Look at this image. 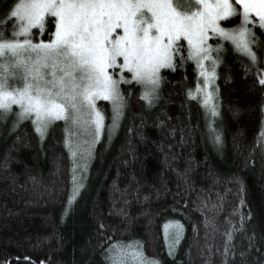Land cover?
<instances>
[{
  "label": "trees",
  "instance_id": "obj_1",
  "mask_svg": "<svg viewBox=\"0 0 264 264\" xmlns=\"http://www.w3.org/2000/svg\"><path fill=\"white\" fill-rule=\"evenodd\" d=\"M230 19L226 27L240 23L238 17ZM252 31L257 45L264 47V29L256 25ZM221 45L215 82L218 115L208 121L201 104L187 96L197 77L192 61L161 71L160 98L151 108L145 107L139 85H121L127 106L111 140L107 125L112 106L100 102L105 130L86 170H78L77 183L83 187L70 203L76 174L63 145L64 122L52 123L41 140L30 120L15 123L12 113L0 119V264H106L109 244L130 240L141 242L144 254L160 264H204L207 256L200 251L206 244L212 246V264H222L224 258L216 249L223 251L226 221H231L234 246L226 264H264V148L257 143L264 130V87L255 70L245 73L249 61L243 54L234 51L229 41ZM209 122L219 131L220 145L209 137ZM185 168L190 169L187 182L178 175ZM236 177L243 181V193L234 183ZM115 189H127L130 219L117 212L122 200ZM205 198L220 207L202 213L199 205ZM240 213L245 217L243 227ZM205 215L215 216L219 225L207 242ZM177 220L184 231L169 255L163 225Z\"/></svg>",
  "mask_w": 264,
  "mask_h": 264
},
{
  "label": "snow or ice",
  "instance_id": "obj_2",
  "mask_svg": "<svg viewBox=\"0 0 264 264\" xmlns=\"http://www.w3.org/2000/svg\"><path fill=\"white\" fill-rule=\"evenodd\" d=\"M0 10L3 11L0 18V119L12 113L15 123L30 120L41 140L54 121H63V145L73 158V173L86 170L92 146L105 130V115L97 106L98 100L112 105V119L107 125V136L111 140L127 106L121 83L139 85L145 107L151 108L160 98L161 69L175 70L192 61L197 77L195 87L187 90V96L201 104L208 121L209 116L218 115L215 80L222 50L220 41H229L234 51L248 59L245 73L255 70L259 85L264 87V67L258 66L264 63V47L257 45L255 34L248 26L258 24L264 29V0H12L11 3L0 0ZM233 17H238L240 23L230 28L223 26L231 23ZM45 33L46 39L37 38L38 34ZM210 35L219 38L215 44L208 43ZM253 45H257L256 50ZM127 95H131L130 89ZM160 124L163 125V121ZM209 127L210 139L220 145L219 131L211 128L210 122ZM183 139L182 136V142ZM257 143L264 148V130ZM171 147L168 145L169 149ZM167 157L165 153V163H168ZM132 159H136L134 153ZM175 159L172 154V160ZM189 170L185 168L183 173H178L185 182ZM76 179L73 175L69 203L83 187ZM132 179L135 180V176ZM234 183L239 185L238 192L243 193V181L236 177ZM115 191L122 200L117 212L130 219L127 189ZM135 191H139L138 184ZM147 199L145 196L144 200ZM199 207L203 213L220 205L205 198L201 199ZM68 211L66 206L65 214ZM244 218L240 213L241 227ZM226 223L223 251L219 246L216 249L224 258L222 264H226L229 254L234 255V246L230 244L233 240L231 221ZM202 225L207 242L209 234L218 231L219 225L215 223V216L208 215L204 216ZM163 231L169 255H172L184 225L178 220L168 221ZM196 231L194 224L193 232ZM200 255L207 256L204 264H212L211 245L206 244ZM104 257L106 264H160L144 254L141 242L132 240L110 243Z\"/></svg>",
  "mask_w": 264,
  "mask_h": 264
},
{
  "label": "rangeland",
  "instance_id": "obj_3",
  "mask_svg": "<svg viewBox=\"0 0 264 264\" xmlns=\"http://www.w3.org/2000/svg\"><path fill=\"white\" fill-rule=\"evenodd\" d=\"M258 19V18H257ZM258 25V24H257ZM223 26H225L224 24H223ZM250 28H253V25H248ZM259 26V25H258ZM226 27V26H225ZM230 28V27H229ZM35 31V30H34ZM42 36V35H41ZM43 37V36H42ZM219 38H217V37H212L211 35H210V38H209V40H208V43L209 44H215V42L218 40ZM220 42H224V41H220ZM222 52H223V47H222V50H221V52H220V56H221V54H222ZM216 52H213V56H215L216 54H215ZM163 69H161V71H162ZM216 72H217V69H216ZM126 74V73H125ZM201 80H202V78H201ZM215 82H216V80H215ZM121 85H123V83H121ZM121 85H120V89H121ZM121 91H122V89H121ZM102 100H98L97 101V106H98V108H100V109H102V104H104V103H100ZM107 102H109V101H107ZM100 103V104H99ZM110 104H111V102H109ZM112 106V105H111ZM14 108H15V106H14ZM16 110V109H15ZM122 116V115H121ZM120 116V117H121ZM119 120H120V118H119ZM22 121V120H21ZM55 122V121H54ZM53 122V123H54ZM63 122V121H62ZM104 123H105V126H106V118H105V121H104ZM50 127V126H49ZM102 134H103V132L101 133V137H102ZM101 137H100V139H101ZM84 139H87V137H84ZM99 142V141H98ZM98 142H96L94 145H96ZM94 145L92 146V149L94 148ZM92 149H91V152H92ZM79 158V156H77V159ZM74 174H76V178H77V176H79V173H78V170L74 173ZM78 180V178L76 179V182H78L77 181Z\"/></svg>",
  "mask_w": 264,
  "mask_h": 264
}]
</instances>
